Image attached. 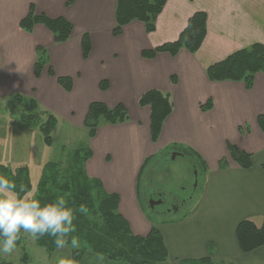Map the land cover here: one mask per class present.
I'll return each instance as SVG.
<instances>
[{
    "label": "crops",
    "instance_id": "0c3cea01",
    "mask_svg": "<svg viewBox=\"0 0 264 264\" xmlns=\"http://www.w3.org/2000/svg\"><path fill=\"white\" fill-rule=\"evenodd\" d=\"M117 3L0 0V98H7V104H13L17 94L34 99L40 109L57 118L55 130L61 121L87 129L86 175L97 179L104 193L119 196V213L135 235L147 236L154 225L160 229L170 259L157 264L204 257L214 264H264V246L243 252L236 234L241 221L264 214V133L258 124L264 114V72L256 74L251 89L242 81H212L207 72L236 51L264 44V0H168L155 31L148 33L145 24L135 20L115 35ZM31 8L36 16L66 19L72 26L70 37L56 42L43 23L30 32L23 29L21 22ZM196 12L208 16L207 35L196 53L183 48L176 56L142 55L144 50L178 40ZM38 61L43 64L39 74ZM60 77L70 78L69 88ZM150 89L169 93L173 103L156 142L152 141L151 107L139 104ZM209 100L210 108H202ZM94 102L113 109L122 105L129 119L102 125L91 136L86 118ZM229 143L250 153L253 165L242 168L234 162ZM167 149L192 151L193 160L205 166V180L194 208L164 224L145 213L139 187L148 160ZM41 249L50 259L61 252ZM75 252L65 253L63 264H120L90 248L79 260L74 259Z\"/></svg>",
    "mask_w": 264,
    "mask_h": 264
},
{
    "label": "trees",
    "instance_id": "16d2710c",
    "mask_svg": "<svg viewBox=\"0 0 264 264\" xmlns=\"http://www.w3.org/2000/svg\"><path fill=\"white\" fill-rule=\"evenodd\" d=\"M167 1L118 0L117 25L114 34H122L123 27L135 20L143 22L148 33L155 31L156 20L162 13ZM207 19L208 16L205 12H196L189 19L188 26L178 40L162 44L154 49L144 50L142 55L146 58H153L160 52H167L176 56L183 48L191 53H196L207 35ZM38 23H43L50 28L55 36V41L58 43L64 42L70 37L72 26L66 19H50L44 15L36 16L33 8H31L30 14L22 20L21 27L30 32ZM84 47L85 55H87L89 52L87 38ZM42 69L43 64L38 61L36 72L39 74ZM50 72L54 75L53 70ZM207 72L212 81H242L247 89H251L256 74L264 72V44L255 43L248 48L236 51L224 60L209 66ZM59 81L64 87H70V78L60 77ZM102 88H105V85ZM14 99L13 105L22 106L20 123L25 128L39 130L42 133L44 143L47 146H52L54 130L58 124L57 118L48 111L40 109L34 99H28L18 94L15 95ZM139 104L151 107L152 141L156 142L164 121L173 111L171 95L161 90L150 89L142 94ZM211 105V100H209L207 106H202V108L207 110ZM10 112L13 117H17L11 109ZM128 119V114L122 105L111 109L104 103L94 102L90 106L86 126L90 129V135L93 136L98 127L102 125L123 123ZM258 124L264 133V114L258 117ZM229 151L233 161L242 168H249L253 165L250 153L240 150L231 143H229ZM89 155L90 152L84 158V162ZM82 161L83 159L81 160L80 157L76 159L73 155L64 172L60 171V164L45 163L42 166L40 181H37L36 184L32 181L31 170L28 165H16V168L13 169L11 165L0 164V170L1 172L4 170L6 174L9 173L12 176L10 181L15 182L18 186L21 184L27 186L30 192L35 188L36 190L39 189L41 194H38L36 198L40 200L42 205L54 202L59 196H64L68 201V206L74 210L78 209L80 205L87 207L88 214L83 215L77 211L74 220L77 231L73 235L78 237L80 243L83 244V247L75 252V260H79L83 252L90 248L120 264H157L168 261L170 255L160 229L154 225L147 236L135 235L128 221L119 213V196L104 193L102 184L97 179H91L86 175ZM0 177L4 176L0 175ZM55 184H58V187ZM24 234L21 231L17 246L21 245ZM236 234L243 252H252L264 246V214L259 218H248L241 221ZM36 240L40 247L47 248L50 253L56 250L53 238L44 236ZM29 260L28 253L24 252L21 264H28ZM178 264L214 263L210 257H204L196 260H181ZM229 264L235 263L230 262Z\"/></svg>",
    "mask_w": 264,
    "mask_h": 264
},
{
    "label": "rangeland",
    "instance_id": "374dc122",
    "mask_svg": "<svg viewBox=\"0 0 264 264\" xmlns=\"http://www.w3.org/2000/svg\"><path fill=\"white\" fill-rule=\"evenodd\" d=\"M130 55L133 56L132 53ZM7 101H9L7 98H0V164L11 165L13 169L16 165H28L32 181L36 184L40 181L42 166L45 163L60 164V171L64 172L73 155L76 159L80 157L81 160L83 159L82 163L84 162L90 150L86 128L70 126L61 121L53 134L54 144L47 146L39 130H28L20 125L22 106L7 104ZM12 105L13 107L10 108ZM14 108L17 109V113ZM10 109L17 117L12 118ZM169 150H160L148 160L142 170L139 187L140 200L145 213L153 220L164 224L177 221L194 208L202 195L205 180L203 175L205 166L200 165L197 159L194 161L193 155L183 152L184 155L173 157V153ZM0 175L8 180L12 177L4 170L2 172L0 170ZM55 186L58 187V184ZM35 190L36 188L31 193L35 196L41 194L39 189L36 192ZM159 191L165 194L162 202L156 194ZM174 199L180 202L182 199L187 201L179 204V202L175 203ZM70 250V247L65 248L50 259L49 253L39 247L37 240H32L24 234L21 245L16 246V250L10 256L0 254V264H21L24 252L28 253L30 259L28 264H31V260L33 264H61L65 259V253ZM71 253L72 251L70 255ZM215 264L225 263L216 261Z\"/></svg>",
    "mask_w": 264,
    "mask_h": 264
},
{
    "label": "clouds",
    "instance_id": "9594fccd",
    "mask_svg": "<svg viewBox=\"0 0 264 264\" xmlns=\"http://www.w3.org/2000/svg\"><path fill=\"white\" fill-rule=\"evenodd\" d=\"M29 193L27 186L0 177V254L10 256L16 250L21 231L32 240L53 238L57 251L68 247L79 251L80 240L73 235L77 231L74 220L77 211L87 215V207L80 205L74 210L64 196L42 205Z\"/></svg>",
    "mask_w": 264,
    "mask_h": 264
},
{
    "label": "flooded vegetation",
    "instance_id": "af4514ba",
    "mask_svg": "<svg viewBox=\"0 0 264 264\" xmlns=\"http://www.w3.org/2000/svg\"><path fill=\"white\" fill-rule=\"evenodd\" d=\"M177 152H179V151H177ZM172 153H174V151H173ZM180 155H184V153H181V152H180ZM156 194L159 196L161 202L165 199V196H164L165 194H164L162 191H159V192H157ZM155 196H156V195H155ZM174 200H175V203H178V202H179V204H181V203H186V201H187L186 199H184V200L182 199L181 202L178 201L177 199H174ZM175 208H177V206H175ZM177 211H178V209H177Z\"/></svg>",
    "mask_w": 264,
    "mask_h": 264
},
{
    "label": "water",
    "instance_id": "95a60500",
    "mask_svg": "<svg viewBox=\"0 0 264 264\" xmlns=\"http://www.w3.org/2000/svg\"><path fill=\"white\" fill-rule=\"evenodd\" d=\"M180 154V152H176V151H174V153H173V157H175L176 155H179Z\"/></svg>",
    "mask_w": 264,
    "mask_h": 264
}]
</instances>
